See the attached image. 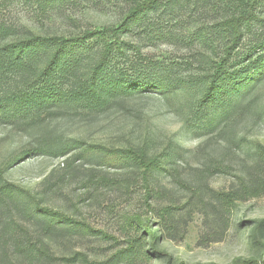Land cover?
I'll list each match as a JSON object with an SVG mask.
<instances>
[{
  "label": "rangeland",
  "instance_id": "374dc122",
  "mask_svg": "<svg viewBox=\"0 0 264 264\" xmlns=\"http://www.w3.org/2000/svg\"><path fill=\"white\" fill-rule=\"evenodd\" d=\"M106 2L81 1L42 17L35 5L12 0L0 18L68 34L113 25L119 7ZM143 45L157 63L144 75L141 68L129 73L131 88L101 100L68 96L38 105L44 97L26 78L19 88L30 99L0 93L2 182L34 196L28 204L18 196L0 204V264L264 263V69L237 99L229 92L232 100L215 105L204 92L211 74L201 70L209 52L199 66L175 73L194 59L182 45ZM42 143L49 152H28ZM93 145L145 146L159 168L143 177L129 161L106 166L109 157L99 163L87 148ZM101 174L116 183L88 185ZM37 207L61 221L29 212Z\"/></svg>",
  "mask_w": 264,
  "mask_h": 264
},
{
  "label": "trees",
  "instance_id": "16d2710c",
  "mask_svg": "<svg viewBox=\"0 0 264 264\" xmlns=\"http://www.w3.org/2000/svg\"><path fill=\"white\" fill-rule=\"evenodd\" d=\"M21 1L35 5L42 17L55 11L64 14L63 8L81 1L85 4H108L106 0ZM7 2L12 0H0V7ZM112 4L119 7L120 14L113 25L85 28L68 34L33 31L25 25L0 18V93L14 90L21 98L30 99L28 93L19 88L21 79L26 78L25 81L38 88L44 97L38 105L47 106L56 99L68 96L84 98L91 95L90 98L101 100L104 94L112 96L111 91L131 88L128 87L131 82L126 79L130 77L129 73L141 68L144 75L145 68L157 63L143 53V42L169 41L182 45L189 52L187 59H194L176 65L175 73L180 65L186 66V70L199 66L209 52L211 56L202 63L201 70L211 74L204 92L207 101L215 105L219 100L237 99L244 88L252 84L256 74L264 69V0H115ZM247 36L251 38L249 46L241 49ZM132 37H138L141 42L135 44L129 41ZM235 58L236 63H232ZM80 72V77L71 78ZM153 82L160 88L158 81ZM105 84L111 87H103ZM65 85L66 88L63 87ZM229 92L234 95L232 99H229ZM222 93L228 95L227 98H221ZM47 98L51 101H45ZM219 106L223 107L222 104ZM87 148L90 152L94 151L92 156H101L99 163L108 157L105 159L106 166L129 161L143 177L150 175L153 168H159L158 159L148 157L145 146L132 150L106 149L98 145ZM28 152L45 153L49 149L42 143L30 147ZM66 166L69 164L66 163ZM5 172L6 165L0 164V204L14 196L20 197L26 204L30 203L26 202L28 200L33 201V195L19 188L10 190L7 187L9 184L2 182ZM113 178L101 174L87 180L90 182L88 185L94 187L101 182L109 186L116 183ZM36 210L40 207L29 212L51 222L61 221L51 211ZM29 244L28 252L32 249V243ZM233 264L260 263L250 260Z\"/></svg>",
  "mask_w": 264,
  "mask_h": 264
}]
</instances>
